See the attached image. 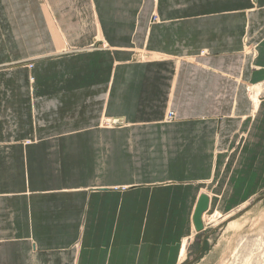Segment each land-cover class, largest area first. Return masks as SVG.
Segmentation results:
<instances>
[{"label":"crops","instance_id":"crops-1","mask_svg":"<svg viewBox=\"0 0 264 264\" xmlns=\"http://www.w3.org/2000/svg\"><path fill=\"white\" fill-rule=\"evenodd\" d=\"M262 79L264 0H0V264L186 262L264 188Z\"/></svg>","mask_w":264,"mask_h":264},{"label":"rangeland","instance_id":"rangeland-1","mask_svg":"<svg viewBox=\"0 0 264 264\" xmlns=\"http://www.w3.org/2000/svg\"><path fill=\"white\" fill-rule=\"evenodd\" d=\"M158 20L157 14L153 13L151 22ZM101 46H105V43L101 42ZM77 50L79 49L65 46L60 52L71 53ZM246 50L254 55L256 53L255 45H248ZM203 54H207L206 51H203ZM55 55L57 53L51 56ZM148 56L146 51L138 49L134 59L144 60ZM35 59L27 61V66L32 67ZM244 90L251 102L249 115L255 120L254 127H258L257 123L261 121L256 122L255 118L259 112L260 102L264 101V79L245 82ZM170 111L172 110L167 109L166 112L165 118L168 121L174 118V111L172 117H169ZM101 123L113 125L109 119H102ZM258 128L264 132V121L263 129ZM246 139H249L246 132L238 130L232 139L230 152L241 149ZM254 139L255 144L252 149L255 155L260 157L264 153V133L256 135ZM25 142L28 143L29 140ZM203 221L205 230L199 232L197 239L189 248L186 262L182 264H264V188L245 202L238 203L229 213L213 211L206 214L205 212ZM194 243L201 244L200 251H196L197 247ZM201 256L205 257L201 259Z\"/></svg>","mask_w":264,"mask_h":264},{"label":"water","instance_id":"water-1","mask_svg":"<svg viewBox=\"0 0 264 264\" xmlns=\"http://www.w3.org/2000/svg\"><path fill=\"white\" fill-rule=\"evenodd\" d=\"M120 121L121 120L116 119L114 122L118 123ZM207 207H208V197L207 195L202 194L199 197V200L197 202V205L195 207V211L193 214V223L197 231H200L203 229V222H202L201 216L207 210Z\"/></svg>","mask_w":264,"mask_h":264},{"label":"built area","instance_id":"built-area-1","mask_svg":"<svg viewBox=\"0 0 264 264\" xmlns=\"http://www.w3.org/2000/svg\"><path fill=\"white\" fill-rule=\"evenodd\" d=\"M172 115H173V112L170 111V112H169V117H172Z\"/></svg>","mask_w":264,"mask_h":264},{"label":"bare ground","instance_id":"bare-ground-1","mask_svg":"<svg viewBox=\"0 0 264 264\" xmlns=\"http://www.w3.org/2000/svg\"><path fill=\"white\" fill-rule=\"evenodd\" d=\"M202 217V216H201ZM184 254V249H183V252H182V255Z\"/></svg>","mask_w":264,"mask_h":264}]
</instances>
